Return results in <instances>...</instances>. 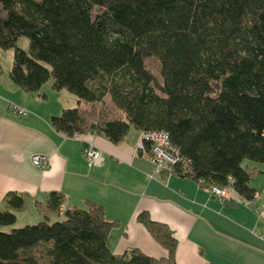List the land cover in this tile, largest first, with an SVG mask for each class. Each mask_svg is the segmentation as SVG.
<instances>
[{
	"label": "trees",
	"instance_id": "1",
	"mask_svg": "<svg viewBox=\"0 0 264 264\" xmlns=\"http://www.w3.org/2000/svg\"><path fill=\"white\" fill-rule=\"evenodd\" d=\"M8 50L15 87L32 94L51 82L77 99L51 119L61 135L98 132L118 145L130 130L162 132L177 159L169 173L231 190L219 203L255 202L264 190L242 166H264V0H0V52ZM149 58L160 64L161 85L145 69ZM107 96L119 118L88 124L81 103ZM47 198L37 206L43 220L20 228L2 229L15 214L0 209V264H176L173 231L148 213L138 221L165 258L137 248L113 254L107 240L117 223L102 206L65 208L59 192ZM5 199L23 209L22 196Z\"/></svg>",
	"mask_w": 264,
	"mask_h": 264
},
{
	"label": "crops",
	"instance_id": "2",
	"mask_svg": "<svg viewBox=\"0 0 264 264\" xmlns=\"http://www.w3.org/2000/svg\"><path fill=\"white\" fill-rule=\"evenodd\" d=\"M1 55L0 209L13 212L16 219L22 215L21 220L39 222L43 215L37 206L45 204L50 192H59L65 197V208H86L92 200L103 207L107 220L116 221L107 240L113 254L137 248L154 259L167 256L138 221L137 215L146 212L173 231L176 264H264V221L258 216L263 198L255 202L234 198L233 203L221 204L189 177L172 174L150 179L152 166L138 152L141 133L136 130H130L118 145L98 132L75 138L61 135L52 129L51 119L74 108L77 99L66 91H54L51 82L37 93H25L9 79L14 58ZM9 105L26 114L14 115L7 110ZM87 106L81 103L80 108ZM90 144L101 151L99 161L91 166L82 152ZM34 155L48 158L44 169L31 163ZM249 167L251 186L264 189L263 176L255 174L262 173L264 166ZM12 193L23 197V209L7 206L5 197ZM27 213L30 218L24 216Z\"/></svg>",
	"mask_w": 264,
	"mask_h": 264
},
{
	"label": "built area",
	"instance_id": "3",
	"mask_svg": "<svg viewBox=\"0 0 264 264\" xmlns=\"http://www.w3.org/2000/svg\"><path fill=\"white\" fill-rule=\"evenodd\" d=\"M7 110L12 112L14 115H25L26 111L21 108L16 107L15 105H9ZM76 137V136H75ZM149 145V149L145 148V145ZM138 151H141L142 156H144L152 166V172L148 174L150 179H155L156 176L161 174L163 171L167 170L170 172L172 166L176 164V157L174 148L171 147L168 136L162 132H151L142 134L141 140L137 145ZM83 157L91 166L93 163L99 161L101 157V151L97 150L96 147L92 144L87 145L83 150ZM48 158L43 155H34L32 156L31 163L39 168L44 169L47 165ZM204 191L211 196L216 198L217 201L222 202V200L230 199L232 197V192L225 187H216L210 185L204 188ZM264 196V190L259 193L255 192L254 200ZM65 210L61 206V212ZM259 218L264 221V207L258 210Z\"/></svg>",
	"mask_w": 264,
	"mask_h": 264
},
{
	"label": "rangeland",
	"instance_id": "4",
	"mask_svg": "<svg viewBox=\"0 0 264 264\" xmlns=\"http://www.w3.org/2000/svg\"><path fill=\"white\" fill-rule=\"evenodd\" d=\"M18 48H20L23 51H27L28 48V40L26 38H21L18 42ZM0 54H2L1 56H8L10 58H14L13 56V52L11 50L5 51V52H0ZM5 58V57H4ZM145 62V69L148 73H151L152 76L155 79V82L158 85H161V78H160V64L159 62L155 59V58H149L144 60ZM83 114L85 116V120L87 121L88 124H91L92 122H95L99 119L104 120V118L106 120L108 119H118L120 113H118V111L116 110L115 107H113L110 97L107 96L102 105H96V106H87L85 107V110H83ZM100 117V118H99ZM246 165H252L250 161L248 160H244L242 162V166H246ZM256 166H259L258 164H255ZM263 172V171H262ZM256 177L259 178L258 176H262V173H258L256 172ZM172 174H170L169 172L166 173V177L170 176ZM264 178V177H263ZM254 185V184H253ZM261 198L264 199V196H262ZM259 200V198H256L255 201ZM264 207V206H263ZM261 207V208H263ZM260 208V209H261ZM259 209V210H260ZM22 215H17V219L15 218V223L13 225H5L3 226L2 229L4 230H9L11 228H20V227H24V225L27 224H35L38 222V220L33 221L32 219H27V220H21ZM24 216H28L27 218H30V213L24 214ZM52 221L57 220L58 218H61V216H51L49 217ZM26 219V218H24ZM16 225V226H14Z\"/></svg>",
	"mask_w": 264,
	"mask_h": 264
}]
</instances>
